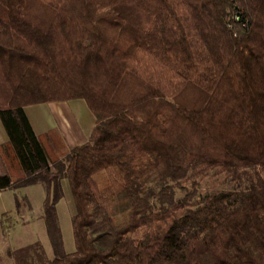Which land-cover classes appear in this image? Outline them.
I'll list each match as a JSON object with an SVG mask.
<instances>
[{
  "label": "trees",
  "instance_id": "obj_1",
  "mask_svg": "<svg viewBox=\"0 0 264 264\" xmlns=\"http://www.w3.org/2000/svg\"><path fill=\"white\" fill-rule=\"evenodd\" d=\"M74 99L94 124L53 153L24 108ZM0 122V190L45 191L34 264H264V0H0ZM209 171L244 187L197 202Z\"/></svg>",
  "mask_w": 264,
  "mask_h": 264
},
{
  "label": "rangeland",
  "instance_id": "obj_2",
  "mask_svg": "<svg viewBox=\"0 0 264 264\" xmlns=\"http://www.w3.org/2000/svg\"><path fill=\"white\" fill-rule=\"evenodd\" d=\"M62 111L58 108L49 110L52 102L30 105L24 108L37 135L52 150L54 139L45 135L47 130L53 129L63 140L66 149L75 143L84 142L94 124V117L81 99L64 101ZM62 125L60 128V125ZM81 129L84 136L77 138L75 131ZM49 143V144H48ZM56 145V143H54ZM51 145V147L49 146ZM245 183H237L225 174H214L209 171L207 176L199 181L198 195L195 200L200 202L202 197L213 190H239ZM62 195L55 204L57 224L60 230L62 246L66 252L74 250V239L71 227V218L74 214V204L66 179L61 180ZM176 197H181L183 190L176 188ZM15 198L19 205L16 207ZM45 199L44 187L41 184H33L9 190L0 194V260L4 263L13 262L17 252L21 249L31 250V255L25 256L27 262L35 263L36 260L51 259L53 251L48 235L47 224L43 212ZM34 250L36 255L34 254ZM33 253V254H32ZM25 261V259H24Z\"/></svg>",
  "mask_w": 264,
  "mask_h": 264
},
{
  "label": "crops",
  "instance_id": "obj_3",
  "mask_svg": "<svg viewBox=\"0 0 264 264\" xmlns=\"http://www.w3.org/2000/svg\"><path fill=\"white\" fill-rule=\"evenodd\" d=\"M63 104H65V102H52V103L49 104L48 108H49V110L54 109V108H58L59 111H62L61 107H62ZM91 114H92V113H91ZM26 115H27V114H26ZM27 117H28V116H27ZM28 119H29V117H28ZM29 122H30V124H31V126H32V128H33V125H32V123H31L30 119H29ZM62 125L64 126V124H61V125H60V128H61ZM33 130H34V128H33ZM34 132H35V130H34ZM35 133H36V132H35ZM75 133H76L77 138H81V137L84 136V133H83L82 130L79 129V128H77V130L75 131ZM7 140H8V138H7L6 132H5L3 126H2V124H1V122H0V144H5V143L7 142ZM75 145H78V143H75L73 146H75ZM73 146H72V147H73ZM9 190H10V189L0 190V194H1V192L9 191ZM12 191H13V190H12ZM3 213H4V212H3ZM3 213L0 212V215L3 216ZM0 264H13V262L4 263L2 260H0Z\"/></svg>",
  "mask_w": 264,
  "mask_h": 264
}]
</instances>
